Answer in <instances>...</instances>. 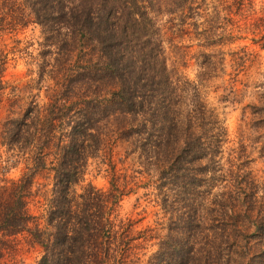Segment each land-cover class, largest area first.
<instances>
[{
    "label": "trees",
    "instance_id": "16d2710c",
    "mask_svg": "<svg viewBox=\"0 0 264 264\" xmlns=\"http://www.w3.org/2000/svg\"><path fill=\"white\" fill-rule=\"evenodd\" d=\"M21 1L46 25L53 60L65 63L42 121L32 122L25 106L1 131L2 140L30 128L37 133L34 167L44 166L46 159L37 152L58 128L54 159L48 161L52 187L43 225H28L32 215L19 198L11 211L12 230L25 229L41 248L34 264H121L129 238L112 218L121 191L110 181L106 191L88 185L69 194L86 156L81 136L96 139L98 123L109 120L141 162L154 167L159 203L174 213L146 264H264V215L247 211L251 192L244 179L235 189H217L206 198L215 186L223 128L193 87L172 78L157 38L151 13L161 5L182 8L188 0ZM21 178L30 181L27 171Z\"/></svg>",
    "mask_w": 264,
    "mask_h": 264
},
{
    "label": "rangeland",
    "instance_id": "374dc122",
    "mask_svg": "<svg viewBox=\"0 0 264 264\" xmlns=\"http://www.w3.org/2000/svg\"><path fill=\"white\" fill-rule=\"evenodd\" d=\"M168 6L161 5L151 15L169 73L180 85L194 88L223 128L213 168L215 186L206 198L217 189H235L238 179H244L251 192L247 211L257 209L264 215V0H188L182 8ZM45 26L21 0H0V264H34L41 253L25 229L12 230L11 211L19 198L32 215L28 225H43L52 187L48 161L54 159L58 128L43 152H37L46 159L44 166L34 167L37 133L30 128L14 140H2L1 131L5 120L19 117L25 106L32 110V122L34 117L42 121L55 93V80L65 63L53 60L54 46L48 43ZM116 126L111 120L100 121L93 131L96 139L88 133L81 136L86 156L69 194L88 185L106 191L110 181L114 183L122 194L112 218L125 226L129 238L121 264H146L174 213L159 203L154 167L141 162ZM26 171L27 182L21 178ZM238 218L242 224L243 215Z\"/></svg>",
    "mask_w": 264,
    "mask_h": 264
}]
</instances>
